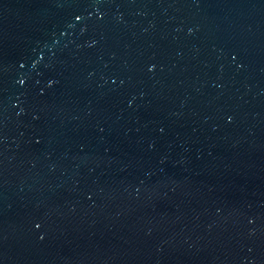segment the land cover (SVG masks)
Instances as JSON below:
<instances>
[{
	"label": "water",
	"instance_id": "95a60500",
	"mask_svg": "<svg viewBox=\"0 0 264 264\" xmlns=\"http://www.w3.org/2000/svg\"><path fill=\"white\" fill-rule=\"evenodd\" d=\"M0 264H264V0H0Z\"/></svg>",
	"mask_w": 264,
	"mask_h": 264
}]
</instances>
